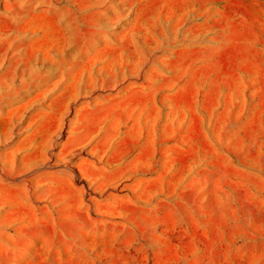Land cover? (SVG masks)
I'll use <instances>...</instances> for the list:
<instances>
[{
	"label": "rangeland",
	"instance_id": "rangeland-1",
	"mask_svg": "<svg viewBox=\"0 0 264 264\" xmlns=\"http://www.w3.org/2000/svg\"><path fill=\"white\" fill-rule=\"evenodd\" d=\"M0 264H264V0H0Z\"/></svg>",
	"mask_w": 264,
	"mask_h": 264
}]
</instances>
